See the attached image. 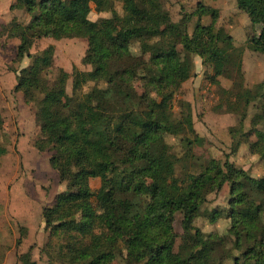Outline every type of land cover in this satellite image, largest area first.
<instances>
[{
  "label": "trees",
  "instance_id": "16d2710c",
  "mask_svg": "<svg viewBox=\"0 0 264 264\" xmlns=\"http://www.w3.org/2000/svg\"><path fill=\"white\" fill-rule=\"evenodd\" d=\"M119 1L122 15L113 10L114 0H15L10 6L31 16L27 26L10 24L11 36L20 42L14 62L31 61L18 71L15 91L36 106L40 128L36 149L51 153V168L73 187L41 213L49 239L65 238L59 259L67 264H110L117 257L123 264H264V239L252 233L264 214V176L252 178L228 161H211L179 179L175 175L179 159L159 154L166 136L181 135L185 126L194 133L191 119L185 118L186 125L175 121L170 109L174 94L191 76L189 55L211 66L216 83V77H229L226 67L231 62L226 55L216 56V47L231 37L212 25H197L189 36L186 20L172 22L162 10V0ZM235 2L259 30L250 39V49L264 54V0ZM91 3L112 17L90 21ZM211 17L215 21L214 13ZM42 38L87 40L82 62L91 70L71 74L60 70L53 86L46 87L43 73L52 65L53 48L36 56L29 53ZM133 46L149 55V74L130 67ZM137 78L146 88L141 95L132 84ZM262 91L264 83L247 89L234 81L228 91L233 100L228 99L227 106L243 118ZM263 121L264 103L251 123ZM258 146L251 144L250 150L264 154ZM92 179L100 181L96 195L90 189ZM226 185V208L205 211L207 196ZM93 196L99 212L92 207ZM177 213L182 217L179 245L173 229ZM223 214L236 250L245 243L236 254L211 247L208 235L195 226L199 217L215 223ZM28 256L26 264H36Z\"/></svg>",
  "mask_w": 264,
  "mask_h": 264
},
{
  "label": "rangeland",
  "instance_id": "374dc122",
  "mask_svg": "<svg viewBox=\"0 0 264 264\" xmlns=\"http://www.w3.org/2000/svg\"><path fill=\"white\" fill-rule=\"evenodd\" d=\"M14 2L0 0V264H26V254L29 255L28 260L36 264H67L58 257L65 238L49 239V230L45 229L41 213L43 208L53 204L57 195L72 192L73 187L71 182L60 180L51 168V153L36 149L34 143L40 138V128L35 120L36 106L26 103L22 92L15 91L18 71L31 61L25 58L20 64L14 62L20 42L11 36L14 28L10 24L16 22L27 26L31 16L24 9L12 10L10 6ZM113 4L116 14L122 15L120 1L114 0ZM161 4L172 22L186 20L189 36L197 25H212L215 31L223 29L232 40L221 42L216 47V56L226 55L231 61L226 67L229 77H216V83L211 80V66L203 64L199 56L189 55L191 76L174 94L170 109L175 121L184 124L185 118H190L194 133L185 126L181 135L166 136L160 156L179 159L175 165V175L179 179L197 173L199 166L211 161H228L249 177H263L264 154L257 153L256 149L250 150V145L257 143L264 151V121L256 126L251 123L264 103V91L250 104L243 118L241 114L230 111L226 103L228 99L233 100L228 91L234 81L239 80L247 89L264 83V54L250 49V39L258 35V28L252 26L247 15L237 9L235 0H162ZM202 7L212 12L202 13ZM90 9L88 19L92 22L112 17L111 12H99L93 3ZM213 13L215 21L211 17ZM48 46L54 53L52 65L43 73L46 87L53 86L60 70L68 74L74 70H91V66L82 62L88 49L87 40L42 38L34 42L29 53L39 55ZM131 51L130 67L138 73L149 74V55L140 53L136 46ZM132 84L138 94L145 92L142 79H134ZM66 90L70 95L71 79ZM154 96L150 93V97ZM237 141L239 145L236 148ZM89 184L93 195H96L100 181L92 179ZM228 193L226 185L220 192L208 195L203 209L209 212L226 208ZM91 204L99 212L95 196L91 198ZM223 216L215 223H210L205 216L199 217L195 226L208 235L211 247L236 254L245 247V243L241 242L239 251L236 250L234 238L227 232L229 221ZM181 218L177 213L173 223L177 245L182 235ZM252 233L256 239H264V214L255 223ZM110 264L123 262L117 257Z\"/></svg>",
  "mask_w": 264,
  "mask_h": 264
}]
</instances>
